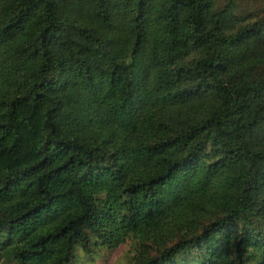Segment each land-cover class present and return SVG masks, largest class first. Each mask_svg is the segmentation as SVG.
I'll return each instance as SVG.
<instances>
[{
  "label": "trees",
  "instance_id": "16d2710c",
  "mask_svg": "<svg viewBox=\"0 0 264 264\" xmlns=\"http://www.w3.org/2000/svg\"><path fill=\"white\" fill-rule=\"evenodd\" d=\"M264 0H0V264H264Z\"/></svg>",
  "mask_w": 264,
  "mask_h": 264
},
{
  "label": "rangeland",
  "instance_id": "374dc122",
  "mask_svg": "<svg viewBox=\"0 0 264 264\" xmlns=\"http://www.w3.org/2000/svg\"><path fill=\"white\" fill-rule=\"evenodd\" d=\"M238 8L243 14L259 13L264 10V1L239 3ZM129 246H123L113 252L104 249H94L92 254H86L82 250H78V256L73 264H128L131 253ZM12 264V263H5Z\"/></svg>",
  "mask_w": 264,
  "mask_h": 264
}]
</instances>
